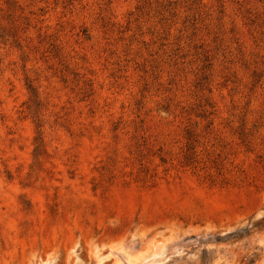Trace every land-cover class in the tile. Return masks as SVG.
<instances>
[{
	"label": "rangeland",
	"instance_id": "374dc122",
	"mask_svg": "<svg viewBox=\"0 0 264 264\" xmlns=\"http://www.w3.org/2000/svg\"><path fill=\"white\" fill-rule=\"evenodd\" d=\"M153 257L264 264V0H0V264Z\"/></svg>",
	"mask_w": 264,
	"mask_h": 264
},
{
	"label": "water",
	"instance_id": "95a60500",
	"mask_svg": "<svg viewBox=\"0 0 264 264\" xmlns=\"http://www.w3.org/2000/svg\"><path fill=\"white\" fill-rule=\"evenodd\" d=\"M152 261H153V264H155V262L160 261V260H158V259L155 257ZM152 261H151V262H152ZM151 262H150V263H151Z\"/></svg>",
	"mask_w": 264,
	"mask_h": 264
},
{
	"label": "bare ground",
	"instance_id": "6f19581e",
	"mask_svg": "<svg viewBox=\"0 0 264 264\" xmlns=\"http://www.w3.org/2000/svg\"><path fill=\"white\" fill-rule=\"evenodd\" d=\"M155 253V252H154ZM165 258V257H164ZM152 259H154V257L152 258ZM159 259V258H158ZM152 261V260H151ZM151 261H148L146 264H153V261L151 262ZM151 262V263H150ZM161 262V261H160ZM159 262V263H160Z\"/></svg>",
	"mask_w": 264,
	"mask_h": 264
}]
</instances>
